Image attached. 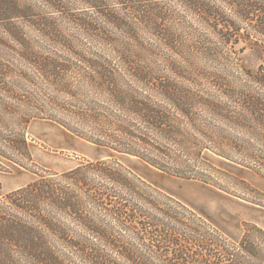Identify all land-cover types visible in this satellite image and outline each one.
Returning <instances> with one entry per match:
<instances>
[{
	"label": "trees",
	"instance_id": "trees-1",
	"mask_svg": "<svg viewBox=\"0 0 264 264\" xmlns=\"http://www.w3.org/2000/svg\"><path fill=\"white\" fill-rule=\"evenodd\" d=\"M85 1L82 17L65 0H0V160L36 174L0 193V264H156L139 246L171 253L165 264H264L258 224L233 240L116 157L39 173L25 133L51 120L226 192L214 172L244 180L204 151L264 179V149L226 132L264 140V56L251 68L231 48L242 39L264 52V0ZM61 13L90 44L64 32Z\"/></svg>",
	"mask_w": 264,
	"mask_h": 264
},
{
	"label": "rangeland",
	"instance_id": "rangeland-1",
	"mask_svg": "<svg viewBox=\"0 0 264 264\" xmlns=\"http://www.w3.org/2000/svg\"><path fill=\"white\" fill-rule=\"evenodd\" d=\"M65 1L68 2L66 10L74 16L83 17L86 15L85 12L87 11L85 10L88 8V3L85 0ZM168 1L174 7L178 6L174 0ZM63 15L64 13L59 14V18L65 19L61 21L64 32L90 44V39L84 37L85 32L80 28L78 29L72 22H68V19ZM231 45L234 50L242 52L240 55L248 67L255 68L264 56L262 47L251 41L239 39L238 42ZM70 112V109L65 111V113ZM8 131L0 130V133L7 134ZM25 131L32 158L36 163L34 170L39 173L43 172L44 169L64 171L78 165L84 159L116 157L124 166L150 184L190 206L233 240L242 234L244 222H253L264 228V179L253 170L224 159L212 151H204V157L217 168L244 180V183L232 176L214 172L213 174L219 182L231 190V192H226L198 180L177 178L159 171L135 156L92 144L51 120L33 119ZM226 132H230L236 137V147L242 145L243 147L264 149V140L260 136L254 135V138L250 135L251 141L247 142L245 133L241 130H228ZM257 132L261 131L258 130ZM235 155L237 158L240 156L239 154ZM0 161L5 166V168L0 167V193L24 186L36 178L35 173L25 168L4 160ZM142 242L147 244L149 240L145 238ZM154 250L156 251L153 253H147L145 248L139 246L137 254L141 259H153L156 264H165L166 262H163L165 258H173L171 253L164 254L157 247ZM189 264L196 263L191 262Z\"/></svg>",
	"mask_w": 264,
	"mask_h": 264
}]
</instances>
